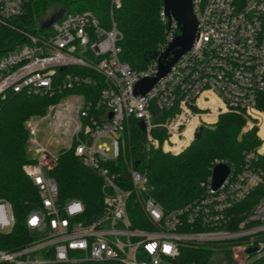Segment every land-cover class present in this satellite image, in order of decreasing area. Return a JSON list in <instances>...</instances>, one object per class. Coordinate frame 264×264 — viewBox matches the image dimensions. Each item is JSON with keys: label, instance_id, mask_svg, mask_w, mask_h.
Here are the masks:
<instances>
[{"label": "built area", "instance_id": "obj_1", "mask_svg": "<svg viewBox=\"0 0 264 264\" xmlns=\"http://www.w3.org/2000/svg\"><path fill=\"white\" fill-rule=\"evenodd\" d=\"M33 1L0 0V20L21 17ZM193 8L195 43L145 94L136 93V85L157 74L158 60L140 70L123 61L116 22L106 27L91 10L63 13L43 28L48 30L44 36L23 31L22 44L0 53V98L8 93L55 94L96 81L74 70L64 72L68 67L91 69L107 83L96 100L86 102L84 94L73 93L27 121L32 160L22 170L40 202L25 217L30 241L15 250L0 249V264H178L183 244H231L235 264H244L249 247H258L254 253L264 250V191L257 192L258 201L238 222L233 212L254 191L264 190V111L257 105L264 92V0H193ZM161 16L167 28L159 52L180 33L164 8ZM226 113L256 127L260 144L245 153L240 167L216 160L215 165L230 166L223 183L213 188L211 175L201 197L185 206L165 209L151 195L149 176L134 160L130 188L110 167L125 155L133 122L144 123L145 151L178 154L201 127H215ZM42 121L49 129L45 136L57 137L59 151L73 149L102 179L104 204L98 216L86 218L80 199L59 200L58 183L49 171L57 166L60 152L46 146L49 140H39ZM133 203L142 214L132 216ZM14 225L11 204L0 200V232H10Z\"/></svg>", "mask_w": 264, "mask_h": 264}, {"label": "trees", "instance_id": "obj_2", "mask_svg": "<svg viewBox=\"0 0 264 264\" xmlns=\"http://www.w3.org/2000/svg\"><path fill=\"white\" fill-rule=\"evenodd\" d=\"M35 0L29 4L26 12L19 18L0 20V53L12 50L24 42L23 31L36 34L50 18H57L65 12L91 10L108 27L114 20L121 32L120 58L134 69L140 70L150 61L144 60L146 51L157 50L164 39L167 25L161 11L164 0ZM59 6L54 12L50 8ZM96 79L86 84L62 90L55 94L30 95L8 93L0 98V200L8 201L13 209L15 225L10 232H0V249L15 250L30 241L25 226L26 214L35 209L40 198L35 186L24 174L22 166L32 160L28 151L27 121L42 116L51 103L73 93H82L86 102L96 100L100 90L107 86L104 76L91 69L70 68ZM60 73H64L59 71ZM258 107L264 111V92L258 96ZM244 119L234 113L223 114L214 129L203 128L200 138L195 139L182 152L171 154L161 149L145 151L142 143V131L137 123H131V135L127 139V150L111 169L118 174V180L124 187L130 188L128 177L130 161L139 162L137 167L146 172L150 179L151 195L165 209L185 206L198 199L205 192L215 160L220 159L233 167H240L245 153L255 149L260 141L255 130L242 133ZM242 136V137H240ZM59 186V200L74 197L80 199L88 219L98 216L103 209L104 195L102 179L81 163L73 149L60 150L57 166L49 171ZM257 189L250 199L236 206V222L243 211H250L258 201ZM132 216L142 214L140 206L133 203ZM231 244L219 245H180L178 264H211L217 248L223 249ZM228 264H235L232 250L226 251ZM40 264H123L118 261H79ZM244 264H264V250L249 254Z\"/></svg>", "mask_w": 264, "mask_h": 264}, {"label": "water", "instance_id": "obj_3", "mask_svg": "<svg viewBox=\"0 0 264 264\" xmlns=\"http://www.w3.org/2000/svg\"><path fill=\"white\" fill-rule=\"evenodd\" d=\"M164 13L169 18L178 22L180 33L176 35L172 41L169 42L167 48L163 52L158 50L146 51L144 54L145 61L153 59L158 60V72L155 76L149 78H142L136 85L135 92L138 94H145L162 76L166 75L177 62V60L187 52L195 43L198 36V20L196 18L193 0H164ZM55 17L48 19L43 28L49 26ZM112 115V114H110ZM138 125L145 130L143 121H139ZM214 129V127H210ZM203 127H201L195 134V139L201 137ZM139 162L137 161L136 164ZM230 172V166L226 163H218L213 167L212 171V186L218 188ZM258 250L257 246L249 247L248 253H254Z\"/></svg>", "mask_w": 264, "mask_h": 264}, {"label": "rangeland", "instance_id": "obj_4", "mask_svg": "<svg viewBox=\"0 0 264 264\" xmlns=\"http://www.w3.org/2000/svg\"><path fill=\"white\" fill-rule=\"evenodd\" d=\"M119 1V0H118ZM119 4H120V1L118 2ZM117 3V4H118ZM58 8H59V6H57V7H55V8H50V10H48L47 11V14H49V12L51 11V10H54V12L55 11H57L58 10ZM48 33V30L46 29H43V30H38V31H36V34L37 35H39V36H44V35H46ZM259 108V107H258ZM260 110H262L261 108H259ZM235 114V113H234ZM238 115V114H237ZM240 116V115H239ZM242 117V116H241ZM243 118V117H242ZM244 119V118H243ZM215 128V127H214ZM49 129H48V127H47V125H46V122L45 121H42L41 123H40V126H39V133H38V138H39V140H49L50 141V143H48V142H46L45 144H46V146L48 147V148H50V150L51 151H58V152H60L59 151V147H55V145L57 144V137H55V136H53V138H48V137H46L45 135H46V132L48 131ZM250 130H255L256 131V135H257V128L255 127H253V128H248L247 127V121L244 119V126H243V129H242V133H244V132H248V131H250ZM120 135V134H119ZM240 137H242V136H240ZM257 137H258V135H257ZM259 139V138H258ZM260 141V140H259ZM260 144V143H259ZM126 145H127V142H126ZM28 151L31 153V151H30V149H29V145H28ZM216 160H220V159H216ZM215 160V161H216ZM227 250H232V246H230V245H228V246H225V247H223V249H221V248H217L216 250H215V252H214V255L212 256V259H211V264H228V262H227V257H226V251Z\"/></svg>", "mask_w": 264, "mask_h": 264}]
</instances>
